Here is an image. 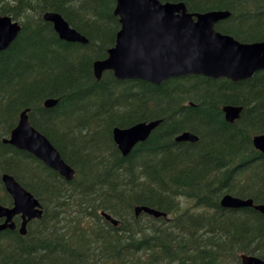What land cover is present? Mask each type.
Instances as JSON below:
<instances>
[{
	"label": "trees",
	"instance_id": "1",
	"mask_svg": "<svg viewBox=\"0 0 264 264\" xmlns=\"http://www.w3.org/2000/svg\"><path fill=\"white\" fill-rule=\"evenodd\" d=\"M161 1H181L190 12L227 10L217 30L241 42L264 39V0ZM114 5L0 0V15L21 24L0 51V203L12 204L1 182L7 172L43 209L25 235L0 232V262L241 264L242 252L264 260V214L219 206L224 193L264 204V152L252 143L264 134V70L237 81L187 74L153 84L117 79L111 71L97 79L92 63L106 57L120 27ZM45 11L61 14L87 43L60 39L42 18ZM49 97L57 99L52 107L44 106ZM228 104L242 108L232 122L222 112ZM24 109L74 169L72 180L3 142ZM152 119L160 123L149 137L122 155L112 128ZM183 130L198 140L175 141ZM181 198L193 205L182 209ZM135 205L167 217H136Z\"/></svg>",
	"mask_w": 264,
	"mask_h": 264
},
{
	"label": "water",
	"instance_id": "2",
	"mask_svg": "<svg viewBox=\"0 0 264 264\" xmlns=\"http://www.w3.org/2000/svg\"><path fill=\"white\" fill-rule=\"evenodd\" d=\"M114 14L118 16L120 29L107 56L92 63L97 79L103 71L111 70L118 79H141L154 84L187 74L237 81L264 69V39L241 42L216 30L215 24L229 16L227 10L188 12L181 1L116 0ZM42 17L52 23L59 38L87 43V39L58 12L46 11ZM20 28V24L10 16L0 15V51L16 38ZM56 102L57 99L47 98L44 105L52 107ZM240 111V106L228 104L222 107L228 122L238 118ZM159 123L160 120H151L124 128L114 127L112 137L120 152L127 155L135 144L146 140ZM197 139L190 131H183L175 137L176 141L194 142ZM4 142L33 154L66 180L73 178L74 170L46 136L30 124L27 109L20 113L17 125ZM252 143L257 150L264 152V134L253 136ZM1 180L13 204L11 207L0 204V218H4L0 223V231L14 229L12 218L19 214L21 222L18 231L25 234L27 223L41 217V205L11 174L2 173ZM219 203L228 208L253 206L264 213V205H253L250 198L224 194ZM134 211L135 215L145 212L155 217L166 216L165 212L148 206H135ZM101 213L107 220L117 224V220L110 215L103 211ZM240 260L241 264H264L261 258L244 253L240 254Z\"/></svg>",
	"mask_w": 264,
	"mask_h": 264
},
{
	"label": "rangeland",
	"instance_id": "3",
	"mask_svg": "<svg viewBox=\"0 0 264 264\" xmlns=\"http://www.w3.org/2000/svg\"><path fill=\"white\" fill-rule=\"evenodd\" d=\"M180 202H181L182 209L193 205V200L192 199H183V198H181Z\"/></svg>",
	"mask_w": 264,
	"mask_h": 264
},
{
	"label": "bare ground",
	"instance_id": "4",
	"mask_svg": "<svg viewBox=\"0 0 264 264\" xmlns=\"http://www.w3.org/2000/svg\"><path fill=\"white\" fill-rule=\"evenodd\" d=\"M230 16V15H229ZM119 22V21H118ZM50 23V22H49ZM52 25V24H51ZM70 25V24H69ZM57 34V33H56ZM83 35V34H82ZM68 42V41H67ZM203 76V75H202ZM222 78V77H221ZM169 79V78H168ZM215 79V78H214ZM218 79H220V78H218ZM217 80V79H216ZM230 80V79H229ZM219 81H221V79L219 80ZM241 110H242V108H241ZM153 120V119H152ZM150 121V120H149ZM228 122V121H227ZM175 137V136H174ZM198 137V136H197ZM198 140V139H197ZM196 142V141H195ZM224 169H226V167L224 168ZM223 169V170H224ZM229 170V169H228ZM225 171V170H224ZM223 172V171H222ZM228 173V172H227ZM222 173H220V175H221ZM223 175V174H222ZM221 175V176H222ZM224 176H227V175H224ZM230 177V176H229ZM229 177H228V179H229ZM231 178V177H230ZM225 194V193H224ZM222 196V195H221ZM255 204V203H254ZM136 206V205H135ZM139 206V205H138ZM219 206H220V204H219ZM225 209V208H224ZM156 210H157V208H156ZM162 211V210H161ZM145 213V212H144ZM259 213H260V211H259ZM142 214V213H141ZM137 217V216H136ZM161 217V216H160ZM166 218V217H165ZM117 219V218H116ZM118 221V220H117ZM114 226V225H113ZM115 227V226H114ZM243 253V252H242Z\"/></svg>",
	"mask_w": 264,
	"mask_h": 264
}]
</instances>
